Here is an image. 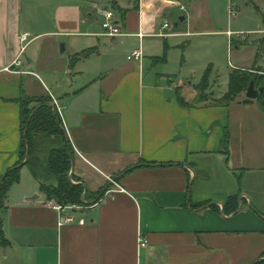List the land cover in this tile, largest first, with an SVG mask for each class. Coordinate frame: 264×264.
I'll use <instances>...</instances> for the list:
<instances>
[{
  "label": "crops",
  "instance_id": "1",
  "mask_svg": "<svg viewBox=\"0 0 264 264\" xmlns=\"http://www.w3.org/2000/svg\"><path fill=\"white\" fill-rule=\"evenodd\" d=\"M51 1L56 12L64 11L63 1ZM152 2L138 0L134 12H120L114 22L122 35L108 37L101 25V32L91 31L89 20L79 15L62 13L53 21L32 15L24 25L20 4L0 0V179L19 159L23 91L33 98L49 96L57 106L73 150L72 174L87 193L106 185L95 200L68 212L71 223L58 226L53 202L22 167L1 214L9 246L0 250V264H254L264 259V115L254 102L242 104L244 97L229 107L178 103L177 80L156 69L157 52L149 48L174 35L167 27L160 37L162 26L151 34L154 27H147L145 14ZM45 37L52 38L48 48L38 50L34 44ZM102 38L111 40L109 48H100ZM116 38L125 44L134 38L136 44L120 50ZM137 49L141 59L127 60ZM87 50L93 54L77 57ZM194 93L182 96L190 103ZM220 161L234 171L235 186L216 181L211 168L213 177L201 176L202 166ZM241 169V207L224 215L223 205L239 188L233 173ZM139 237L145 246L139 247Z\"/></svg>",
  "mask_w": 264,
  "mask_h": 264
},
{
  "label": "rangeland",
  "instance_id": "2",
  "mask_svg": "<svg viewBox=\"0 0 264 264\" xmlns=\"http://www.w3.org/2000/svg\"><path fill=\"white\" fill-rule=\"evenodd\" d=\"M9 1L20 4L24 25L27 23L26 20L33 16H41L53 21L57 15L61 18L63 13L66 18L79 15L80 18L89 20L93 32H101L100 25L104 19L100 12L105 7L114 13L115 21V19L120 20V12H125L127 15L134 12L138 5V0H59L63 1L64 11L56 12L58 8L51 5V0ZM172 1L177 5L175 8L170 6L171 3L168 0H153V8L145 14L147 27H154L151 34H156L164 24L169 27L168 33H174L165 40L158 39V42L149 44V48L157 52L156 69L171 76L170 78H175L177 91L185 95L189 92L194 93L192 85L197 84L204 72L210 68V82L205 93L209 100L219 101L225 97L229 74L233 70L249 69L254 61L264 35V0ZM94 4L97 8H94ZM180 5L184 6L182 10L178 8ZM162 6L172 9H163ZM87 14H90V18ZM182 17H186V20L180 21ZM176 24L178 26H175ZM51 39L45 37L34 45L38 47V50L40 48L46 51L47 43ZM150 39L147 43H150ZM123 40V38L115 40L121 43L117 46L120 50H126L136 44L134 38L127 40L126 44L122 42ZM100 42V48L107 49L111 40L102 38ZM232 43L236 45H231ZM257 65L264 67V53L260 55ZM192 96L190 94L188 97ZM241 97L243 98L244 95L235 100ZM205 163L210 164L209 161ZM210 168L216 172L214 175L216 181L231 187L235 186L230 176L234 171L226 170L223 161L218 162L216 167L202 166L201 176L213 177L209 171ZM27 169L25 167L26 171ZM191 169L195 174V168L191 167ZM236 174L239 175V173ZM83 187L87 193V188ZM105 187L106 185L96 192L89 191L88 195L90 198H97L103 194ZM261 189L260 195L263 199L264 185Z\"/></svg>",
  "mask_w": 264,
  "mask_h": 264
},
{
  "label": "trees",
  "instance_id": "3",
  "mask_svg": "<svg viewBox=\"0 0 264 264\" xmlns=\"http://www.w3.org/2000/svg\"><path fill=\"white\" fill-rule=\"evenodd\" d=\"M231 45L236 44L232 43ZM262 53H264V35L251 67L247 70H233L229 74L227 91L223 99L211 101L207 98L205 92L209 87L211 74L210 68H208L200 81L192 85L196 94L192 102L188 103L176 89L178 103L183 107H229L237 97L245 94L252 81L256 90L262 89L254 103L258 111L264 115V67L257 65ZM92 54V50H87L77 57L85 59ZM51 102L49 96L33 98L27 96L23 91L18 99L21 132L19 159L16 165L8 169L0 179V250L9 246V242L3 234L1 214L4 210L7 193L11 186L18 182L22 167L29 169L47 202H53L60 206H82L86 200L90 199L88 193H85L82 198L84 193L82 183L73 174L69 175L72 168L73 150L62 127L60 115ZM226 144L227 134L225 135V146ZM26 151H28V156L23 163ZM243 172L245 171L241 169L233 173L239 188L235 194L228 196L222 208L224 215L233 214L238 209V196L243 189L241 183ZM236 173L239 175L237 176ZM254 264H264V259H260Z\"/></svg>",
  "mask_w": 264,
  "mask_h": 264
},
{
  "label": "built area",
  "instance_id": "4",
  "mask_svg": "<svg viewBox=\"0 0 264 264\" xmlns=\"http://www.w3.org/2000/svg\"><path fill=\"white\" fill-rule=\"evenodd\" d=\"M181 10L183 9L182 7H180ZM101 16L103 17L104 19V22L101 24V28L104 32V35L108 36V37H116V36H120L122 35L121 34V31L118 27V25L114 22V13L111 12L108 8H104L101 10ZM168 25L167 24H164L162 26V28L160 29L158 35L160 37L163 36V32L165 29H167ZM26 39V36L25 35H22L21 36V41H24ZM142 57V53H141V50L140 49H137L133 52H131L128 56H127V60H135V61H138L140 60ZM8 70V69H6ZM55 106H56V102L53 101ZM57 107V106H56ZM55 107V108H56ZM57 110V109H56ZM50 208L57 212L60 217H59V221H58V226H62L64 224H67V223H71L73 218L71 215H67L69 214L68 212L70 211H77L79 210L81 207L78 206V205H69V206H60V205H57L55 203H51L49 204ZM138 245L139 247H143L145 246L146 242L142 239V238H138Z\"/></svg>",
  "mask_w": 264,
  "mask_h": 264
},
{
  "label": "water",
  "instance_id": "5",
  "mask_svg": "<svg viewBox=\"0 0 264 264\" xmlns=\"http://www.w3.org/2000/svg\"><path fill=\"white\" fill-rule=\"evenodd\" d=\"M179 20L183 21V17L180 18ZM261 91H262V89L256 90L255 87H254L253 82L251 81L249 83L246 91H245L244 99L241 101V103L244 104V105L252 104ZM27 156H28V151H26V156H25V160L23 161V163L26 161ZM71 174H72V168H71V171H70L69 175L71 176ZM85 193H86V191L84 190L82 198H84ZM240 207H241V204L239 205L237 210H239Z\"/></svg>",
  "mask_w": 264,
  "mask_h": 264
}]
</instances>
